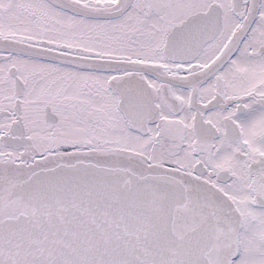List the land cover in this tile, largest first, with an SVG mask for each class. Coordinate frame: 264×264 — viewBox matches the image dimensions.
<instances>
[{"label":"snow or ice","instance_id":"snow-or-ice-1","mask_svg":"<svg viewBox=\"0 0 264 264\" xmlns=\"http://www.w3.org/2000/svg\"><path fill=\"white\" fill-rule=\"evenodd\" d=\"M0 264H264V0H0Z\"/></svg>","mask_w":264,"mask_h":264}]
</instances>
